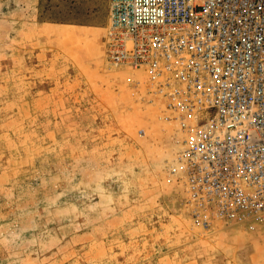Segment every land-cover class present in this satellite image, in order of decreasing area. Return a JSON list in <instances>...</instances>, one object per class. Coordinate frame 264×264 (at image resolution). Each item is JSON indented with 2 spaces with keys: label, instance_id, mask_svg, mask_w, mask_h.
I'll list each match as a JSON object with an SVG mask.
<instances>
[{
  "label": "rangeland",
  "instance_id": "obj_1",
  "mask_svg": "<svg viewBox=\"0 0 264 264\" xmlns=\"http://www.w3.org/2000/svg\"><path fill=\"white\" fill-rule=\"evenodd\" d=\"M103 43L9 45L0 0V264H264V236L194 223L174 124Z\"/></svg>",
  "mask_w": 264,
  "mask_h": 264
},
{
  "label": "built area",
  "instance_id": "obj_2",
  "mask_svg": "<svg viewBox=\"0 0 264 264\" xmlns=\"http://www.w3.org/2000/svg\"><path fill=\"white\" fill-rule=\"evenodd\" d=\"M105 44L175 126L168 182L194 223L264 236V0H110Z\"/></svg>",
  "mask_w": 264,
  "mask_h": 264
},
{
  "label": "crops",
  "instance_id": "obj_3",
  "mask_svg": "<svg viewBox=\"0 0 264 264\" xmlns=\"http://www.w3.org/2000/svg\"><path fill=\"white\" fill-rule=\"evenodd\" d=\"M109 13L110 0H2L4 38L9 45L18 41L20 47L36 49L75 37L96 44L102 54ZM85 56H92L90 50Z\"/></svg>",
  "mask_w": 264,
  "mask_h": 264
}]
</instances>
